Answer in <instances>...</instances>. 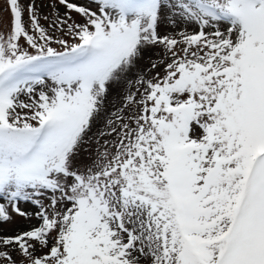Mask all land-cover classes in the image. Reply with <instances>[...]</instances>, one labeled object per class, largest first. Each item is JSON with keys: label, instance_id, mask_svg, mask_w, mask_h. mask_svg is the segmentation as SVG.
<instances>
[{"label": "snow or ice", "instance_id": "6c2138e0", "mask_svg": "<svg viewBox=\"0 0 264 264\" xmlns=\"http://www.w3.org/2000/svg\"><path fill=\"white\" fill-rule=\"evenodd\" d=\"M3 5L0 264H264V0Z\"/></svg>", "mask_w": 264, "mask_h": 264}, {"label": "rangeland", "instance_id": "374dc122", "mask_svg": "<svg viewBox=\"0 0 264 264\" xmlns=\"http://www.w3.org/2000/svg\"><path fill=\"white\" fill-rule=\"evenodd\" d=\"M22 2L27 4L29 0H22ZM35 2L42 16L49 14V12L51 11V9L49 8V4L52 3V0H35ZM73 2H77L80 4H87L88 0H73ZM91 6L95 7V5H91ZM59 11L62 14L64 12V8L60 6ZM0 17H3L5 19L8 17V13L4 10L3 0H0ZM73 17L77 20L81 19L75 13H73ZM41 23L47 25L48 22L42 19ZM0 30H3V29H0ZM188 30L193 31V28L190 27ZM160 51L161 49L149 50L146 53L145 60L142 62L144 66L146 67L148 66L147 58L149 56H153L154 53H159ZM157 71H161V74H163L162 67L158 68ZM99 127H100L99 125L93 126L92 131L89 133V136H92L94 133H96ZM20 206L22 210L30 214L35 213L38 210L30 202H21ZM39 223L40 221L34 215H32L30 218H25L19 215H14L11 222H7V223L0 222V235H15V234H18L19 232L28 230L32 225H39Z\"/></svg>", "mask_w": 264, "mask_h": 264}]
</instances>
